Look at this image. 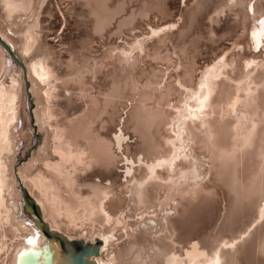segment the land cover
<instances>
[{"label": "bare ground", "instance_id": "6f19581e", "mask_svg": "<svg viewBox=\"0 0 264 264\" xmlns=\"http://www.w3.org/2000/svg\"><path fill=\"white\" fill-rule=\"evenodd\" d=\"M167 1L147 0L138 12H130L128 18L119 23L121 34L125 33L124 26H131L128 31L143 26L142 31L151 34L154 43L148 44L149 39L139 40L142 34L128 35L124 39L130 48L112 43L114 48L109 53L118 51L116 59L123 60L124 50L132 48V54L137 56L147 50L168 69L176 68L182 66V57L188 59L191 55L190 47L181 48V57L176 48H167L168 44L178 47L183 38L193 28L199 30L197 26L205 20L210 21L209 33H212V24L220 22L221 15L236 12L239 24L228 38L236 37L232 49L235 66L229 71L225 61H221L200 76L196 72L202 66L194 55L193 60L187 62L184 82L180 73L172 75L185 87L184 92L174 85V80L165 93V100L173 97L170 101L178 102V107L173 106L176 112L161 107L156 112H142L138 111L139 107H133L119 131L113 116L107 119L111 126L102 131L94 124L103 114L110 113L113 99L122 93L124 84L129 85L127 69L122 75L115 68L110 86L95 97L86 94L87 100L81 105L84 107L82 114L71 117L61 106L68 102L59 100L68 97L66 93L73 95L67 89L88 90L83 76V69L88 66L78 67L80 63L75 56L67 57L70 61L66 58L65 68L52 62L55 53L44 35L41 36L44 27L40 15L45 12L43 7L47 0H0V264H16L18 253L28 248L26 237L34 235L36 224H40L28 215L24 193L33 201L41 220L46 221L50 230H57L69 239H84L92 245L100 242L102 256L96 260L97 264H264V24L260 23L264 20V0H189L192 3L181 8L179 20L165 28L164 24L176 18ZM86 2L95 16L92 20L94 32L104 31L114 18L111 10L114 3L108 0ZM154 10L161 14L162 22L151 21ZM137 16L148 18V21L141 24ZM173 27L180 29L179 35ZM159 28L162 29L158 31ZM10 33L20 37L18 48ZM240 44H244L242 53L234 52ZM258 50L261 52L257 53ZM98 63L89 70L96 74L101 68ZM62 69L64 72L60 75ZM73 74L78 75L76 80H61ZM163 76L155 74L156 79L151 80L150 85H158L161 82L158 79ZM41 82L48 85L44 98ZM27 85H31L36 102L31 119L38 124L39 132H43L42 146L16 174L14 161L29 143L22 144L21 148L19 144L26 142L21 138L31 135V130L30 134L21 131L24 122L30 119ZM158 90H145V97L154 98ZM65 108H69L68 105ZM173 116L174 122H171ZM52 118L55 120L50 126L55 129L50 135L45 124ZM166 125L175 135L170 134L171 138L161 143L163 135H158ZM130 129L139 139L135 145L126 142L128 136L134 138ZM49 137L53 138V145H49ZM116 147L126 148L123 154L127 164L120 167L124 170L121 173L111 168L117 157ZM51 149L58 154V162H52L56 158ZM157 158L159 160L153 165ZM161 167L165 168V173L158 178ZM208 173L215 177L212 183L222 190L226 202L223 224L209 234L219 219L215 199L220 195L218 191L203 196L193 207L175 198L177 195L189 199L187 192L197 187L207 192L210 186L204 182ZM97 174L109 180V184L94 181ZM124 174L126 181L122 183ZM156 179L165 182L158 184L165 192L160 195L163 201L158 197L155 202L150 197V185ZM133 182L135 184L131 185ZM121 186L130 190L131 198L121 196L117 191ZM116 193L119 196L114 198ZM131 201L135 202L134 206L129 204ZM166 205L170 206L171 219H167L170 214L165 213L169 211L164 209ZM151 208L160 220L157 223L152 222L153 218L152 221L144 220V223L150 221L146 232L140 235L139 230H135L140 236L136 234L138 237L127 244H116V237L123 236L117 234L135 223L127 218L143 217ZM163 231H168L165 237H149ZM168 239L170 242L166 241ZM45 242L43 235L36 241L40 247Z\"/></svg>", "mask_w": 264, "mask_h": 264}, {"label": "rangeland", "instance_id": "374dc122", "mask_svg": "<svg viewBox=\"0 0 264 264\" xmlns=\"http://www.w3.org/2000/svg\"><path fill=\"white\" fill-rule=\"evenodd\" d=\"M146 2L147 0H108V3L110 4L114 3V7L111 9L114 14V18L111 21V24H109L106 27V29L100 33L94 32L93 30L92 20L95 19V16L91 14L90 12L91 8L87 4L86 0H52V1L47 0V2L45 3L43 7V10L45 9V12L41 13L40 15V18H43L42 19L43 22L41 26L44 27V29H42L41 36L44 35L45 41L48 43L49 47H51V51L55 53L54 55L55 60H53L52 62L55 63L60 68H65L66 65L64 62L66 61V58L67 57L70 58V56L72 57L75 56L77 57V60L80 63L78 67H81V64L88 66L83 69L84 81L86 82L85 88L88 90L83 91V90L67 89L68 91L71 92V94L73 93V95L66 93L65 95H69V96L63 97V99L60 98L59 100V101L63 100L64 102H68V103H65L64 105L62 104L61 106L62 108L66 110V113L69 112L67 114L72 115L71 117H75L76 114L77 115L82 114V110H84L83 109L84 107L82 108L81 105L84 104L83 102L87 100L86 94H92L91 97H95L96 94L99 93L101 90L106 89L108 85L110 86L112 79L114 78L113 76L115 74V70H114L115 68L118 69V71L122 75L125 73V69H127L128 73L127 72L126 73L129 74L128 76L130 78L129 85L124 84L122 91H121L122 93L113 99L111 107H109L110 113L103 114L100 118L97 119V122L94 124V127L96 128L98 127V129L102 131H105L107 128L111 126L112 123L107 120L111 116H113L116 122H118V123H115V127L117 131H119L120 128L123 127L124 120L128 119V113L132 112L133 107H139L140 109H138V111H142V112L143 111L156 112L158 111L160 107L165 111H168V110L173 111L174 105L175 107L176 106L178 107V102L170 101V98H173V97H168L167 100H165V93L170 89V83H172L175 80L176 76L175 77L172 76L173 74L180 73L182 75L181 80L184 82V80L186 79L185 70H186V67L188 66L187 62L188 61L191 62L190 59L193 60L192 56L194 55L197 56V59H198L197 63L202 66V69L199 68L198 71L196 72L197 74H200V76H202L201 74L204 70L215 67L216 65L220 64L221 61H225V64H227L228 66L227 70L229 71L232 69L233 66H235L234 61H236L235 60L236 57H233L234 54H233L232 49H233V45H234V41L236 40V37H234L232 40H228V38L229 37L231 38L232 33H234V31H232L233 28L239 24L236 20L237 18L236 12H231V13L221 15L220 22L212 24V27H213L212 33H209L208 24H210V21L205 20L204 22L199 23V25L197 26L199 30L195 31V28H193L183 38V41H185V43L181 41L178 47L176 46V44H171V43L168 44L167 48H171V49L176 48L179 53L178 55H180L181 57L183 56L181 48L190 47L189 52H191L190 53L191 55H189L188 59L182 57V66L178 65L176 68L168 69L167 66L162 65V63L159 60H156L153 58V56H150L147 50H142L140 52V55L137 56V55L132 54L133 53L132 48L130 51L124 50L126 55L122 54V57H124L123 60L116 59L115 55L118 53V51H113L111 54L109 53L114 48L112 43L123 45L124 48H130V45L127 44V41L124 39V38H128V35L142 34L138 38L139 40L149 39L148 44L154 43V40L150 39L152 35L151 34L147 35V33L145 34V32L142 31V29H144L143 26H141L140 29L137 28V29L130 30V31H128L127 29L130 28L131 26H124L122 28L125 29V33H122V34L119 29L120 28L119 23H121L124 19L128 18V16L130 15V12H133V11L138 12ZM153 2L157 3L159 2V0H153ZM167 2H168L167 4L171 8L172 13L176 14L175 15L176 20L174 19L173 21L164 24L163 26L165 28L173 26L174 23L177 22L179 18L181 17V8L187 7V5L192 3V2H189V0H168ZM213 16H215V14H213ZM137 17L139 18V21L141 24L144 23V20L148 21V18H142L141 16H137ZM151 21L152 22L154 21L162 22L161 14L157 10H154L153 13L151 14ZM60 24L62 26H60ZM162 28H159L157 30L160 31ZM172 30L175 31V34L177 35L180 34V29L178 30L177 28L173 27ZM10 35L15 41V44L17 46L16 48H18L20 46V37L14 36L11 33ZM190 35L192 36L189 38ZM154 45L157 47L161 46V44L159 45V43H155ZM243 48H244V44H240L238 48L234 49V52L236 51L237 53H242L241 50ZM13 52L15 51L13 50ZM165 52H166V49H165ZM165 52L163 50V53ZM218 52H222V53H220L217 57H215V55ZM258 52L260 53L261 51L258 50L257 53ZM174 57L177 58L178 56L175 55ZM56 58L59 60H57ZM69 58H67L68 61H70L71 59ZM97 61L100 62L98 63V65L101 68L95 74L94 72L89 70V67H91L90 69H93L94 68L93 65ZM109 63H112V64H109ZM132 63L133 65H131ZM17 66L19 67V64H17ZM21 69L23 70L22 67ZM62 71L63 69L59 70L60 73ZM62 74L63 73H61L60 75ZM155 74H158V75L164 74V76L158 79L159 81H161L158 85L157 83H153L150 85L151 80L156 79ZM75 78L76 79L78 78L77 74L64 77L61 80L64 82L74 81L76 80ZM178 80H179V77H178ZM174 85L177 88H180L182 92H184L185 87L181 86V83H179V81L175 80ZM41 86L43 87V90L41 91V96L44 98L45 91L48 88V85L47 83L41 82ZM30 87L31 85L29 86L27 85L26 89L28 93L30 94V96H32L33 94L31 92ZM151 88H159V90L156 92V96L154 98L149 99L145 97L144 91L145 90L150 91ZM29 97L28 99L30 102L28 103V111H29L28 115L30 119L28 123L24 122L23 127L21 128V131L25 132L26 130L27 133L30 134V130H31V135L28 138L27 137L21 138V140L23 139L24 141H26L25 143L21 142V144H19L21 145V148L23 147L22 144L25 145L26 143L28 142L29 143L27 147H24L22 150L18 152L19 155L14 161L13 171L14 173L16 172V174H19L18 170L20 167H22V165L28 163L29 159L31 158L32 153L38 150L40 146H42L40 137L43 134V132L42 131L39 132L38 124L35 122V120L31 119V118H34V111L36 110V106H35L36 102L34 100V95L32 96V98L31 97L29 98ZM66 98H70V99L68 100ZM101 98H103V96H101ZM76 104H80V106L79 105L76 106ZM53 105L57 106V102H54ZM67 105L69 108H65L67 107ZM75 106H76V109L71 110ZM43 107H45V105ZM44 110L46 113V108H44ZM173 112H176V111H173ZM54 120L55 118L47 119L46 124H45L46 132L50 135H52L51 133H53L55 129V127L50 126V123L53 122ZM171 122H174V116L173 118H171ZM118 125L119 127H117ZM28 127H30V129ZM129 132L133 133L132 137L134 138L129 139V136H128L126 138V142H129L135 145V142L139 140L137 137V134H134L133 129H130ZM170 134L175 135V133L170 129V126L168 125L164 126L162 132L158 135L159 137L163 135L162 139L159 141L162 143L163 141H165V139H168V138L170 139L171 138ZM113 136L114 135H112V137ZM49 140H48L49 145H53V138L49 137ZM123 150L126 152V148L116 149L117 157H116L115 163L111 166L112 169L114 170L116 169V171L120 173L121 171H124L120 167L127 164L125 154H123ZM51 152H52V155L56 158L52 160V162H58L59 161L58 154H55L53 149H51ZM202 158L204 159V157ZM158 160H159L158 158L154 159L153 165H155V162H157ZM207 166H208L207 167L208 169L211 168L209 165ZM143 167L146 168L147 166L143 164ZM97 169L101 170L102 168L101 166H97ZM159 171H161V173L158 172V174H160L158 178H161L162 175L165 173V168L161 167L159 168ZM140 173L141 171L136 173L138 177L140 176ZM125 176L126 174H124L123 177L121 178L122 183H125L126 181ZM212 180H215V177L209 175L208 173L205 179V182H204V184L207 182V185L210 186L207 192H202L203 187H200V188L197 187L196 190L187 192V196L189 197V199L187 198L181 199L180 197L175 195V198L185 203L186 206L188 205L189 207H193L194 205H197L201 202L203 196L208 197L212 195L211 192H214L215 190L218 191L220 195L216 196L215 199L218 201L219 219L216 225L211 230L208 231V234L215 233L216 231L214 230H216L220 225L223 224L224 215H225V205H226L222 190L217 185L212 183ZM94 181L96 182L102 181L103 184L105 185L109 184V180H107L106 178H103L101 174H97L94 177ZM159 183L162 184L165 182L161 179H156V180H153L152 184L150 185L151 187L150 197H152L155 202H157L158 197H160V201H163V197L161 198L160 195L163 196L165 193L164 191L161 190V187L158 185ZM18 184L20 186V182H18ZM134 184L135 182H133V184L131 185H134ZM21 187L24 189L26 186L22 185ZM123 187L124 186L118 187L117 191L121 193L122 197H126L128 199L131 198L130 190L126 189L125 187L123 189ZM25 190L27 191L29 195H31L30 192H28L27 187L25 188ZM20 196L22 197V192H20ZM117 196H119L118 193L114 195V198H117ZM129 204L131 206H134L135 202L131 201L129 202ZM164 209L169 210V211H165V213H167L168 215L170 214V216L167 219H171L170 206L166 205L164 206ZM153 211L155 210L151 208L149 211H147V213H145V215H143V217L138 215L133 218H127V221H129L130 223H133V222L135 223L130 224L129 225L130 227L128 226L126 229H122L121 232L117 234L118 236L120 235H123V236L119 239L116 237V244H121V245H123V243L127 244V242L132 240V238L134 239L142 235L144 232H146L147 231L146 229L149 227L147 225V222L150 223V221H145L144 223L143 222L144 220L152 221V218H153L152 222L157 223V220H160V217L158 215H153L154 213ZM148 214H151V215H148ZM176 216L178 217L179 215H176ZM133 225H135V227H133ZM151 225L154 226V224H151ZM135 230H139V232ZM152 231L156 232V229H153ZM137 232L140 235L137 234ZM167 233L168 231H163V233L157 232L155 234H152L149 237L153 239L155 237L161 238V237H165ZM166 241L170 242L169 239ZM113 248L115 250H118L117 247H113ZM52 255H53V251L48 248L44 249L42 252L31 253V256H33V259L38 261L39 264H48Z\"/></svg>", "mask_w": 264, "mask_h": 264}, {"label": "water", "instance_id": "95a60500", "mask_svg": "<svg viewBox=\"0 0 264 264\" xmlns=\"http://www.w3.org/2000/svg\"><path fill=\"white\" fill-rule=\"evenodd\" d=\"M13 53V50L11 51ZM24 206L28 215L39 220L36 224L35 234L26 237L25 242L28 248L21 250L17 255L16 264H39L33 259L31 253L42 252L48 248L53 251V255L48 264H97V259L101 258L100 242L97 245L86 243L84 239H69L65 234L50 230L46 226V221L41 220L38 210L33 201L24 193ZM43 235L46 242L40 247L36 241Z\"/></svg>", "mask_w": 264, "mask_h": 264}, {"label": "snow or ice", "instance_id": "6c2138e0", "mask_svg": "<svg viewBox=\"0 0 264 264\" xmlns=\"http://www.w3.org/2000/svg\"><path fill=\"white\" fill-rule=\"evenodd\" d=\"M260 23H261V24H264V20H261Z\"/></svg>", "mask_w": 264, "mask_h": 264}]
</instances>
